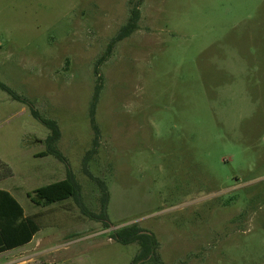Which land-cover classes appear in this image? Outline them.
Wrapping results in <instances>:
<instances>
[{
  "label": "rangeland",
  "instance_id": "374dc122",
  "mask_svg": "<svg viewBox=\"0 0 264 264\" xmlns=\"http://www.w3.org/2000/svg\"><path fill=\"white\" fill-rule=\"evenodd\" d=\"M136 0H0V83L60 130L57 148L80 207L26 197L66 178L45 151L49 131L0 90V181L39 226L35 264H133L136 226L158 262L264 264V0H142L138 30L94 69Z\"/></svg>",
  "mask_w": 264,
  "mask_h": 264
},
{
  "label": "trees",
  "instance_id": "16d2710c",
  "mask_svg": "<svg viewBox=\"0 0 264 264\" xmlns=\"http://www.w3.org/2000/svg\"><path fill=\"white\" fill-rule=\"evenodd\" d=\"M141 4L142 0H136L135 2L131 3V9L127 23L119 29L115 38L109 43L104 55L96 62L94 69V75L96 76L97 84L94 88L89 107V121L92 133L94 135L92 145L93 148L87 152L83 161V167L86 176L96 183L101 192V213L99 216H93V218L97 219L98 221H103V225L106 229L110 227L106 216L110 197L109 192L102 181L94 179L87 171V163L89 162L90 157L95 154L100 140V132L95 121L96 106L101 91V78L99 77L98 71L99 67L111 57L113 46L116 43L129 38L135 31L138 30V23L140 21L141 15ZM0 90L6 93L12 100L27 105L34 120H36L49 131V135L44 141L45 151L36 157L42 158L50 156L67 165L64 156L57 148V143L60 140L61 134L56 122L41 117L28 101L17 96L11 89L2 83H0ZM11 176V170L6 167L4 163L0 162V181ZM26 197L29 199L30 203L36 207H47L69 200L75 202L79 207L81 206L79 187L77 186L74 176L69 170L68 165L66 178L64 180L53 182L51 184L37 188L34 191L27 193ZM38 232L39 226L37 225V222L33 218L25 216L23 208L8 192L0 190V253L10 251L30 243V241ZM111 239L123 246H128L135 243L138 244L139 252L135 257L133 264H140L141 262L148 259L158 262V257L156 254L158 243L156 239L152 234L139 230L134 225L114 232L111 234Z\"/></svg>",
  "mask_w": 264,
  "mask_h": 264
},
{
  "label": "crops",
  "instance_id": "0c3cea01",
  "mask_svg": "<svg viewBox=\"0 0 264 264\" xmlns=\"http://www.w3.org/2000/svg\"><path fill=\"white\" fill-rule=\"evenodd\" d=\"M0 190L8 192L15 199L10 191L1 188ZM35 236L30 243L24 246L0 253V264H35L34 259L40 253L37 252L40 250V245L34 242Z\"/></svg>",
  "mask_w": 264,
  "mask_h": 264
}]
</instances>
